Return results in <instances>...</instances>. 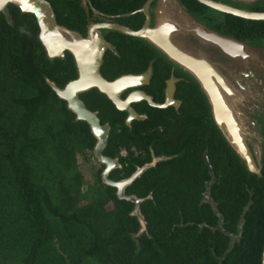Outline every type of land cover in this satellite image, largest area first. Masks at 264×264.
Instances as JSON below:
<instances>
[{
	"label": "trees",
	"instance_id": "trees-1",
	"mask_svg": "<svg viewBox=\"0 0 264 264\" xmlns=\"http://www.w3.org/2000/svg\"><path fill=\"white\" fill-rule=\"evenodd\" d=\"M45 1L57 25L85 36L91 13L81 0ZM89 1L132 31L143 22L138 11L145 0ZM177 1L196 15L208 13L195 0ZM38 32L32 14L12 4L0 13V264H261L264 156L259 175L248 174L213 125L198 86L190 80L174 84L176 110L132 104L145 118L129 127L125 112L97 90L79 94L100 125L109 127L102 155L114 160L125 151L109 180H125L163 158L124 189L141 200L145 230L139 233L134 205L117 199L115 189L101 182L100 169L84 188L77 157L92 158L95 139L46 82L62 89L77 71L68 52L48 59ZM103 39L110 48L100 76L110 82L150 65L143 92L162 104L169 77L164 60L119 33L107 31ZM206 184L215 210L202 200Z\"/></svg>",
	"mask_w": 264,
	"mask_h": 264
},
{
	"label": "water",
	"instance_id": "water-1",
	"mask_svg": "<svg viewBox=\"0 0 264 264\" xmlns=\"http://www.w3.org/2000/svg\"><path fill=\"white\" fill-rule=\"evenodd\" d=\"M83 4L88 0H81ZM147 0L139 9L144 15V23L138 31L103 21L90 23L85 36L70 31L55 23L51 6L45 0H0V13L5 12L8 4H12L23 13L32 14L38 26V40L48 59L59 58L68 52L74 62L77 77L68 82L62 89L46 80L55 95L63 100L67 109L73 113L75 120L85 122L95 143L91 152L92 159L104 166L100 174L101 182L115 189L117 199L131 202L134 208L131 215L136 217L140 230H145V223L139 211L141 200L134 196L124 195V189L147 168L163 158H153L151 163L136 169L127 179L113 182L108 179V165L116 163L102 155L106 146L109 127L100 125L96 113L88 111L79 99V94L95 89L104 95L116 110L125 112V125L129 127L132 120H143L132 109L131 104L144 101L148 106L164 109L172 105L174 84L166 82L162 104H155L142 91H134L124 100L121 93L139 86L147 81L150 67L146 73L123 75L113 81H106L100 76L99 66L103 53L110 46L103 35L112 31L134 39L154 51L172 68L183 72L196 84L205 99L213 125L219 131L226 144L232 149L248 174L259 175L264 156V136L259 125L264 118V69L250 67L260 56V41L243 42L229 35H223L216 29L197 21L187 13L177 0ZM198 3L219 13L230 14L243 19L264 20V14H251L237 10L225 2L214 0H196ZM242 3V2H241ZM93 14H97L88 4ZM262 55V54H261ZM260 88L259 95L251 91ZM203 161L210 174V166L203 153ZM211 175V174H210ZM212 177V175H211ZM209 184L205 185L203 202L212 210L215 204L209 197ZM261 264H264V246L261 253Z\"/></svg>",
	"mask_w": 264,
	"mask_h": 264
},
{
	"label": "flooded vegetation",
	"instance_id": "flooded-vegetation-1",
	"mask_svg": "<svg viewBox=\"0 0 264 264\" xmlns=\"http://www.w3.org/2000/svg\"><path fill=\"white\" fill-rule=\"evenodd\" d=\"M146 1L147 0H145L143 5L141 6V8L144 6ZM217 1L225 2V0H217ZM88 4H91L89 0H88V2H85V4H83L81 1V7L85 11H88L91 13V16H89L88 13H86L88 22L93 23V24H98V23H101L103 21H107L109 23L117 24V23H114L113 20L115 18H118V16L105 15V14H102L100 12H97L93 8L97 13L94 15L93 12L91 11L90 7L88 6ZM227 4H229L230 6L234 7L237 10L245 11V13L264 14V0H229L227 2ZM153 5H154V0L151 1L150 6H149V14L150 15H151V9H152ZM181 6L187 12L192 13L200 23L205 24V25L210 26V27L218 28L217 29L218 32L220 31V33L223 35L232 36V37H234L238 40H241L243 42L260 41V43H259L260 47H261L260 53L262 55H264V20L243 19V18H239V17L233 16L230 14L219 13L215 10H211V9L207 8L206 6L205 7L207 8L208 13H206L205 16H199V15L194 14L193 11L192 12L189 11L182 4H181ZM138 13L142 14V12H140V11H138ZM127 15L130 16V15H133V13H130ZM142 16H143V20H142L143 22H142L139 29H141V27L144 23V15L142 14ZM226 16L231 17V19L229 21H225ZM235 20H238V21H236L237 23H234ZM239 20H242L243 22H240ZM117 25H119V24H117ZM119 26H122V25H119ZM123 27H125V26H123ZM259 27H261V28L263 27V30H260ZM125 28H127V27H125ZM139 29H137L136 31H138ZM166 64L168 65L169 77L165 81V87H166V82H168L170 80L173 81V84H176L179 81H189L188 77L183 72H180L175 68H172L168 63H166ZM149 67H150V65H149ZM149 67H147V69ZM257 68H258V71H260V68L264 69V63L258 64ZM147 69L145 71L139 72L135 76H140V75L146 73ZM150 75H151V67H150ZM150 75H149V77H150ZM148 80H149V78H148ZM148 80L147 81L143 80L142 82H140L139 86H135L132 89H128V90L123 91L121 93V99L124 100L126 98V96H129L134 91H142L143 92V88L146 85H148ZM259 91H260L259 87L256 89L254 88V90L251 91V94L254 96H257V95H259ZM135 103H138V102H135ZM135 103H132V104H135ZM132 104H131V109L133 110ZM179 105H180L179 100L174 99V101L172 102V105H170L166 108H172V109L176 110V109H178ZM126 117H127V114H126ZM124 123H125V120H124ZM124 156H125V151L120 150V152L117 154V157H116L117 162L116 163H110L108 165L109 173L112 170L121 168L120 165L118 164V160L123 158ZM98 169H100L102 171L104 169V166L99 165ZM122 180H119V181H122Z\"/></svg>",
	"mask_w": 264,
	"mask_h": 264
},
{
	"label": "rangeland",
	"instance_id": "rangeland-1",
	"mask_svg": "<svg viewBox=\"0 0 264 264\" xmlns=\"http://www.w3.org/2000/svg\"><path fill=\"white\" fill-rule=\"evenodd\" d=\"M260 45V44H259ZM257 60H255V64H250V67L255 66L254 68L258 67V64L260 63H264L263 59H264V55H260L259 57L257 56L256 58ZM262 123H260L259 125V130L262 131L264 129V118H262ZM92 158L88 159V160H84V158L82 157H77V167L78 170L80 172V174L82 175L83 178V182H84V188L88 185H92L94 180H95V173L97 171V169L99 168V165L97 163L94 162V160H91ZM111 205L107 206V209H110Z\"/></svg>",
	"mask_w": 264,
	"mask_h": 264
}]
</instances>
